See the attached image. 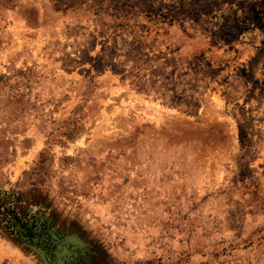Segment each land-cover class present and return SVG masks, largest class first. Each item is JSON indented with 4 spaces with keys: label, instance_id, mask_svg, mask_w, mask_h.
<instances>
[{
    "label": "rangeland",
    "instance_id": "obj_1",
    "mask_svg": "<svg viewBox=\"0 0 264 264\" xmlns=\"http://www.w3.org/2000/svg\"><path fill=\"white\" fill-rule=\"evenodd\" d=\"M14 3L0 264H264V0Z\"/></svg>",
    "mask_w": 264,
    "mask_h": 264
},
{
    "label": "trees",
    "instance_id": "obj_2",
    "mask_svg": "<svg viewBox=\"0 0 264 264\" xmlns=\"http://www.w3.org/2000/svg\"><path fill=\"white\" fill-rule=\"evenodd\" d=\"M15 1H18V0H2V4L4 3L5 5H14ZM147 58V57H146ZM144 58L143 60L142 59H139V58H136L135 60H142V62H147L148 60H150L151 58ZM188 73H183V74H180V76L184 77L186 76ZM162 78H165L166 80L168 79V75L167 76H163L161 75ZM188 78V77H187ZM187 82V83H186ZM131 83L137 88V90L139 92H142V91H153V92H158L161 88V86L159 85H156L157 83V80L156 79H152V78H148V79H144L142 77H136V79H132L131 80ZM178 84H181L184 85V83H181V81H178V82H175L173 83L172 85V90H173V96L175 97H179V95L185 90V88H187V91H193L195 89V86L193 82H189L188 80L185 81V86L186 87H183L182 89H180V91H176V85ZM177 90L178 87H177ZM182 90V91H181ZM177 93V94H176ZM171 102H173L174 100L171 99L170 100ZM170 102V103H171ZM177 104H180L181 108L183 109H189L190 106H192L193 108L194 107H198V104L197 103H194V102H191L188 98H185V99H182L181 101H178ZM238 132H239V141L241 143V145H244L245 143V132H244V127L242 125H238Z\"/></svg>",
    "mask_w": 264,
    "mask_h": 264
},
{
    "label": "water",
    "instance_id": "obj_3",
    "mask_svg": "<svg viewBox=\"0 0 264 264\" xmlns=\"http://www.w3.org/2000/svg\"><path fill=\"white\" fill-rule=\"evenodd\" d=\"M34 248V247H33ZM35 249V248H34ZM41 252V251H40ZM43 252H41L42 254ZM54 264H65L62 260H58L57 263H54Z\"/></svg>",
    "mask_w": 264,
    "mask_h": 264
},
{
    "label": "flooded vegetation",
    "instance_id": "obj_4",
    "mask_svg": "<svg viewBox=\"0 0 264 264\" xmlns=\"http://www.w3.org/2000/svg\"><path fill=\"white\" fill-rule=\"evenodd\" d=\"M60 239H62V238H59V237H58V240H60Z\"/></svg>",
    "mask_w": 264,
    "mask_h": 264
}]
</instances>
